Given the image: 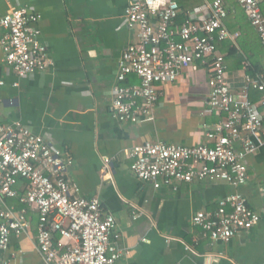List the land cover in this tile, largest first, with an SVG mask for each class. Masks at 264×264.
Segmentation results:
<instances>
[{"label":"built area","instance_id":"1","mask_svg":"<svg viewBox=\"0 0 264 264\" xmlns=\"http://www.w3.org/2000/svg\"><path fill=\"white\" fill-rule=\"evenodd\" d=\"M237 1L264 47L261 0ZM180 12L176 0H129L125 26L136 29V40L125 47L116 62L110 115L129 124L154 119L158 86L174 82L181 70L201 62L210 72L207 111L222 115V119L206 132L207 141L198 145L147 140L132 146L128 152L130 170L154 189L177 191L181 183L202 180L244 186L248 180L246 156L264 148V100L254 103L248 93L250 88L264 91L263 78L244 74L242 87L237 91L232 87L218 44L234 40L238 33L226 26L228 8L222 0H204L187 11L181 23L177 22ZM40 19L41 15L27 5L13 7L0 18L3 61L19 78L48 70L52 64L46 45L40 41ZM4 85L0 78V91ZM9 104L14 101L9 100ZM109 163L105 158L106 167ZM72 164L61 147L0 113V250L8 249L12 236L26 232L27 208H31L38 214L36 241L43 264H117L129 254V249L117 244L120 234L115 217L102 211L97 197L78 195L76 183L67 176ZM260 191L261 212L252 209L243 193L234 191L218 201L215 211L195 212L192 224L212 241L226 243L260 222L264 185ZM2 197L17 199L28 207L5 206ZM185 249L195 253L187 244ZM0 264L12 263L0 260Z\"/></svg>","mask_w":264,"mask_h":264},{"label":"crops","instance_id":"2","mask_svg":"<svg viewBox=\"0 0 264 264\" xmlns=\"http://www.w3.org/2000/svg\"><path fill=\"white\" fill-rule=\"evenodd\" d=\"M128 2L0 0V18L23 5L41 15L40 41L52 62L48 70L19 78L3 61L0 49V78L5 81L0 91L1 116L31 127L72 158L67 176L76 183L78 195L98 198L102 211L116 219L118 246L129 249L117 264H264V214L256 226L238 232L226 243L212 241L191 221L199 210L215 211L218 201L234 191L243 193L252 209L261 212L264 148L246 156L248 180L238 188L223 181L202 180L181 183L177 191L154 189L131 172L128 152L132 146L147 140L188 146L204 143L206 132L222 115L208 113L209 66L195 62L181 70L174 82L158 86L154 119L129 124L111 117L116 62L125 47L136 40V29L125 26ZM230 31L238 33L229 41L240 49V31ZM2 34L0 26V38ZM240 53L229 56L226 62L236 91L242 87L244 74L262 76L264 81L262 73H245L246 57L241 58ZM14 82L18 86L13 87ZM261 92L250 88L248 93L259 104L264 100ZM105 158L110 160L108 167ZM23 186L19 184L20 191ZM1 203L16 209L28 207L14 198L2 197ZM27 219L26 232L11 237L8 249L0 250V260L43 264L36 241L37 212L27 208ZM186 244L194 254L186 251Z\"/></svg>","mask_w":264,"mask_h":264},{"label":"trees","instance_id":"3","mask_svg":"<svg viewBox=\"0 0 264 264\" xmlns=\"http://www.w3.org/2000/svg\"><path fill=\"white\" fill-rule=\"evenodd\" d=\"M176 1L181 8V12L178 16L177 22L181 23L185 18L186 12L199 6L203 3L204 0ZM222 1L224 2L226 8H228V14L225 19L228 25V29L240 31V35L237 38V43L240 46V49L234 46L232 41L230 42L229 40H226L218 44V52L224 56L226 62L229 56L241 52V58H243V55L244 57H246L243 62L245 73L252 72L254 74H264V62L260 61L264 59V47L262 46L260 40H258L259 38L256 34V31L251 25L246 13L237 0ZM260 8L264 16V0H261ZM247 59H249L250 63L247 62ZM261 94H264V92H261ZM19 182V184H24L22 180H20ZM55 237L59 238L57 234H55Z\"/></svg>","mask_w":264,"mask_h":264}]
</instances>
